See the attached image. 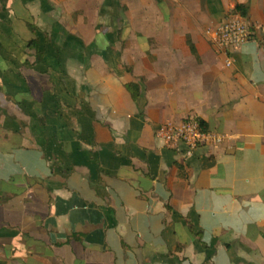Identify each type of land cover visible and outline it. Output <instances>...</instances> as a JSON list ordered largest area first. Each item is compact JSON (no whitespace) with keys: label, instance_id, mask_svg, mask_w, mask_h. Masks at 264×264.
<instances>
[{"label":"crops","instance_id":"obj_1","mask_svg":"<svg viewBox=\"0 0 264 264\" xmlns=\"http://www.w3.org/2000/svg\"><path fill=\"white\" fill-rule=\"evenodd\" d=\"M1 2L44 62L0 56L26 117L0 125V264H264V0ZM237 6L252 39L228 68L205 31ZM189 118L227 140L156 136Z\"/></svg>","mask_w":264,"mask_h":264},{"label":"built area","instance_id":"obj_2","mask_svg":"<svg viewBox=\"0 0 264 264\" xmlns=\"http://www.w3.org/2000/svg\"><path fill=\"white\" fill-rule=\"evenodd\" d=\"M205 35L214 50L226 58V66H233V54L252 39V28L246 17L239 13L229 14L216 28H208ZM156 136L167 147H185V156L191 157L200 148L220 146L227 136L204 130L200 122L189 118L181 123H165L156 130Z\"/></svg>","mask_w":264,"mask_h":264},{"label":"rangeland","instance_id":"obj_3","mask_svg":"<svg viewBox=\"0 0 264 264\" xmlns=\"http://www.w3.org/2000/svg\"><path fill=\"white\" fill-rule=\"evenodd\" d=\"M3 3H6V0H1ZM1 2V3H2ZM9 2L14 6V12L15 15L17 16V18H20L21 14H24V10L23 8L18 4V0H9ZM2 6L0 5V14L2 15ZM10 9L8 8V11H3L5 12V15L3 17H5L4 19L7 18V16L11 14V12L9 11ZM8 14V15H7ZM21 23H20V22ZM17 20L15 22H12V20L10 19V26L13 32H8V25L6 22L1 21L0 18V41L3 44L2 47V51H1V57L4 56L6 59L9 60H18L20 62L23 61H31L34 62L36 59V50L29 48L28 43L30 39H36L38 38L37 34H35L34 30L31 32L30 30V26L29 24H32V18L27 19V22L22 20ZM34 24H36V27L38 26L41 30L42 28V32L44 35H52V33H46L47 30L50 31L49 28V24L45 22L44 18H37L34 21ZM113 27L114 26H118L120 25V21L119 19L115 20L113 22ZM111 32L113 33V30H111ZM39 33V32H38ZM114 38L115 40L117 39L119 41V34L116 31H114ZM0 84H4L3 81L1 80ZM2 88V87H1ZM4 90L0 91V125L3 122L4 115L5 114H9V115H13L15 116L17 119H22V118H26L25 115L21 112V110L16 107L15 102L13 100H11V98H9L8 96H4L3 95ZM13 101V102H11ZM34 121H37L35 116L33 117Z\"/></svg>","mask_w":264,"mask_h":264},{"label":"trees","instance_id":"obj_4","mask_svg":"<svg viewBox=\"0 0 264 264\" xmlns=\"http://www.w3.org/2000/svg\"><path fill=\"white\" fill-rule=\"evenodd\" d=\"M235 13H239L241 14L242 16L246 17V11L244 10V8L242 6H237L236 9L234 10ZM34 30V29H33ZM29 48H32V49H35L36 52H37V57H38V62H44L43 60V55L42 53L39 51V48H40V38H37L35 40H32L30 43H29ZM128 89L132 91V95H133V98L134 99H137L138 96H139V92H138V86L137 85H134V84H131L128 86ZM202 128L204 130H207L206 127L204 126V124L199 121Z\"/></svg>","mask_w":264,"mask_h":264}]
</instances>
